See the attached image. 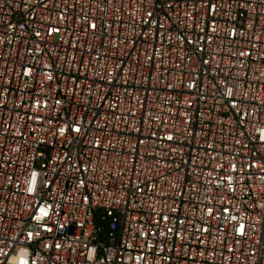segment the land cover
<instances>
[{
    "label": "built area",
    "instance_id": "2783aa9c",
    "mask_svg": "<svg viewBox=\"0 0 264 264\" xmlns=\"http://www.w3.org/2000/svg\"><path fill=\"white\" fill-rule=\"evenodd\" d=\"M0 264H264V0H0Z\"/></svg>",
    "mask_w": 264,
    "mask_h": 264
}]
</instances>
